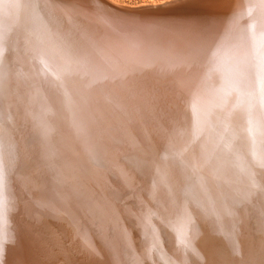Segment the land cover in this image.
<instances>
[{
  "label": "bare ground",
  "instance_id": "1",
  "mask_svg": "<svg viewBox=\"0 0 264 264\" xmlns=\"http://www.w3.org/2000/svg\"><path fill=\"white\" fill-rule=\"evenodd\" d=\"M126 3L0 0V264H264V0Z\"/></svg>",
  "mask_w": 264,
  "mask_h": 264
},
{
  "label": "rangeland",
  "instance_id": "2",
  "mask_svg": "<svg viewBox=\"0 0 264 264\" xmlns=\"http://www.w3.org/2000/svg\"><path fill=\"white\" fill-rule=\"evenodd\" d=\"M119 2L121 1V2H123V3H126L127 1V3L126 4H132V5H134V4H140V2L142 3V1L143 2H145L146 0H118ZM147 1H153V0H147ZM154 1H158L159 2V0H154ZM160 1H162V0H160Z\"/></svg>",
  "mask_w": 264,
  "mask_h": 264
}]
</instances>
